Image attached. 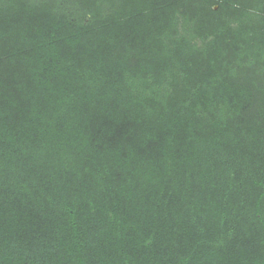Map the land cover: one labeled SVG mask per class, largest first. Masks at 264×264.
<instances>
[{"label":"trees","instance_id":"1","mask_svg":"<svg viewBox=\"0 0 264 264\" xmlns=\"http://www.w3.org/2000/svg\"><path fill=\"white\" fill-rule=\"evenodd\" d=\"M0 264H264V0H0Z\"/></svg>","mask_w":264,"mask_h":264}]
</instances>
